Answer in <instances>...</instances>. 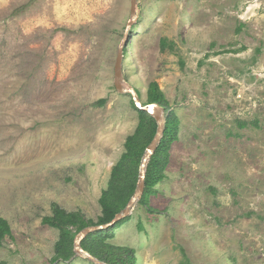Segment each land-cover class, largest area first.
Returning a JSON list of instances; mask_svg holds the SVG:
<instances>
[{"label": "rangeland", "instance_id": "rangeland-1", "mask_svg": "<svg viewBox=\"0 0 264 264\" xmlns=\"http://www.w3.org/2000/svg\"><path fill=\"white\" fill-rule=\"evenodd\" d=\"M136 7L129 23L130 0H0V264H93L53 263L59 232L42 220L53 204L101 215L138 124L114 88L122 42L140 102L157 83L179 123L149 205L107 243L135 264H181V251L187 264H264V0Z\"/></svg>", "mask_w": 264, "mask_h": 264}, {"label": "trees", "instance_id": "trees-1", "mask_svg": "<svg viewBox=\"0 0 264 264\" xmlns=\"http://www.w3.org/2000/svg\"><path fill=\"white\" fill-rule=\"evenodd\" d=\"M161 49L172 46L166 39L160 42ZM105 101H99L103 105ZM147 103H156L166 108L164 135L157 146L155 153L150 158L145 177L144 193L139 205L148 206L149 197L155 192L154 186L163 179V171L168 164L169 150L177 141L178 119L173 110H169L168 103L157 83L151 82L147 90ZM131 105L137 113L138 124L132 135L128 136L124 144V153L111 169L108 186L102 191L99 204L101 215L96 223L86 220L79 212H66L57 204L51 207L52 214L43 218L42 224L59 232V238L54 246L52 262L69 261L74 256V239L83 229L91 226L110 223L116 214L125 208L133 195L138 181L140 163L145 149L156 133V123L153 117L145 111L139 110L131 100ZM128 218L118 222L114 227L89 234L81 243L83 250L106 264H135V252L126 247H115L107 243L113 237V229L120 226ZM142 229V225H139ZM6 237H11L8 222L0 217V246ZM184 262L187 264L184 252Z\"/></svg>", "mask_w": 264, "mask_h": 264}, {"label": "water", "instance_id": "water-1", "mask_svg": "<svg viewBox=\"0 0 264 264\" xmlns=\"http://www.w3.org/2000/svg\"><path fill=\"white\" fill-rule=\"evenodd\" d=\"M136 9H137L136 0H130V22L129 23H132L138 17ZM124 44H125L124 42L120 44L117 57L115 60V64H114V88L119 94L129 95L132 102L139 110L150 112L157 127H156V133L152 141L147 146L142 156L136 188L129 202L125 206V208L121 210L118 214H116V216L110 223H107L105 225L87 227L83 229L82 231H80L74 239L75 256L83 257L89 260L90 262H92L93 264H106V263L99 261L92 255H90L88 252L83 250V248L81 247L82 241L89 234L114 227L118 222L128 217L130 212L133 210L134 206L140 201L144 193V188H145L146 168H147L150 158L155 153L157 146L160 143V140L162 139L164 135L165 118L168 115V112H166L163 109V107H161L160 105L156 103H152L149 105H143L140 102V99L135 89L130 85L128 81L125 80L123 76Z\"/></svg>", "mask_w": 264, "mask_h": 264}, {"label": "clouds", "instance_id": "clouds-1", "mask_svg": "<svg viewBox=\"0 0 264 264\" xmlns=\"http://www.w3.org/2000/svg\"><path fill=\"white\" fill-rule=\"evenodd\" d=\"M147 113L151 115V113H150V112H147Z\"/></svg>", "mask_w": 264, "mask_h": 264}]
</instances>
